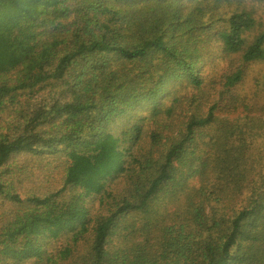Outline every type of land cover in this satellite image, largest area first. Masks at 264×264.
I'll return each instance as SVG.
<instances>
[{"label":"trees","instance_id":"1","mask_svg":"<svg viewBox=\"0 0 264 264\" xmlns=\"http://www.w3.org/2000/svg\"><path fill=\"white\" fill-rule=\"evenodd\" d=\"M242 4L0 0V264H264V115L203 76L264 60Z\"/></svg>","mask_w":264,"mask_h":264},{"label":"rangeland","instance_id":"2","mask_svg":"<svg viewBox=\"0 0 264 264\" xmlns=\"http://www.w3.org/2000/svg\"><path fill=\"white\" fill-rule=\"evenodd\" d=\"M242 5L252 12L256 20L254 28L247 33V38L252 39L255 34L264 32V0H243ZM235 69H242L243 78L240 83H238L230 91V93L236 97L234 109L236 111L243 110L244 113L254 115L255 117L264 115V112L258 111L261 107L264 109V60L244 62L240 55L231 58L225 57L224 59L218 58L216 59V63L208 64L203 71L205 84H209L213 71L217 73L216 79L219 80L220 75L225 71ZM211 91L213 92L215 98H217L218 96L215 92L214 82H212V86L210 85V90H206L205 92L210 93ZM227 95V93H223L221 98H224ZM32 163L36 166L35 168H42V165L38 164V162L33 161ZM61 173V168L52 169L50 172H43L42 174H44V179L41 184L48 183L47 180L54 182L58 179ZM181 201V198L172 202L162 198L157 200L161 212L175 209L178 205H180L179 203Z\"/></svg>","mask_w":264,"mask_h":264}]
</instances>
